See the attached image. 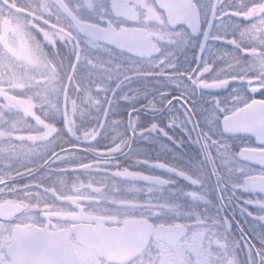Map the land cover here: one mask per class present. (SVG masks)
Listing matches in <instances>:
<instances>
[{"label":"snow or ice","instance_id":"snow-or-ice-1","mask_svg":"<svg viewBox=\"0 0 264 264\" xmlns=\"http://www.w3.org/2000/svg\"><path fill=\"white\" fill-rule=\"evenodd\" d=\"M0 264H264V0H0Z\"/></svg>","mask_w":264,"mask_h":264},{"label":"trees","instance_id":"trees-1","mask_svg":"<svg viewBox=\"0 0 264 264\" xmlns=\"http://www.w3.org/2000/svg\"><path fill=\"white\" fill-rule=\"evenodd\" d=\"M177 107H179V105H177ZM156 154L159 155L160 154V149L159 147H157V149L155 150Z\"/></svg>","mask_w":264,"mask_h":264},{"label":"rangeland","instance_id":"rangeland-1","mask_svg":"<svg viewBox=\"0 0 264 264\" xmlns=\"http://www.w3.org/2000/svg\"><path fill=\"white\" fill-rule=\"evenodd\" d=\"M257 98H259V95L257 94Z\"/></svg>","mask_w":264,"mask_h":264},{"label":"flooded vegetation","instance_id":"flooded-vegetation-1","mask_svg":"<svg viewBox=\"0 0 264 264\" xmlns=\"http://www.w3.org/2000/svg\"><path fill=\"white\" fill-rule=\"evenodd\" d=\"M248 142H250V141H248Z\"/></svg>","mask_w":264,"mask_h":264}]
</instances>
